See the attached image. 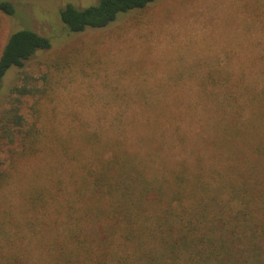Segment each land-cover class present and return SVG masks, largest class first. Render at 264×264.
<instances>
[{"label": "trees", "instance_id": "16d2710c", "mask_svg": "<svg viewBox=\"0 0 264 264\" xmlns=\"http://www.w3.org/2000/svg\"><path fill=\"white\" fill-rule=\"evenodd\" d=\"M154 1L67 3L60 18L83 32ZM0 9L16 12L11 0ZM52 44L30 28L12 32L0 55V90L9 70ZM262 62L207 71L197 100L180 98L178 111L160 101L150 105L162 110L114 116L106 136L54 135L76 163L71 188L60 177L25 190L19 205L0 190V264H264ZM30 78L25 72L0 110L1 135L22 156L42 145L36 134H16L25 124L16 93L40 90ZM9 176L0 171V189Z\"/></svg>", "mask_w": 264, "mask_h": 264}, {"label": "rangeland", "instance_id": "374dc122", "mask_svg": "<svg viewBox=\"0 0 264 264\" xmlns=\"http://www.w3.org/2000/svg\"><path fill=\"white\" fill-rule=\"evenodd\" d=\"M11 1L15 13L0 9V55L9 35L21 28L53 41L24 67L9 70L0 90L1 110L12 86L24 83L25 72L28 84L40 88L30 95L16 93L25 116L16 134H36L41 150L22 156L18 142L11 144L0 131V171L10 173L0 190L16 205L25 190L60 177L64 188H71L76 163L57 146L56 134L106 136L114 130V116L162 110L150 105L160 101L178 111L180 98L197 100L198 82L207 71H245L264 59V0H156L83 32H70L60 9L98 0Z\"/></svg>", "mask_w": 264, "mask_h": 264}]
</instances>
